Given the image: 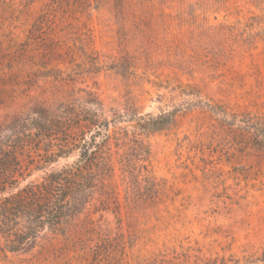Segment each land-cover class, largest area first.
Returning <instances> with one entry per match:
<instances>
[{"label":"rangeland","instance_id":"obj_1","mask_svg":"<svg viewBox=\"0 0 264 264\" xmlns=\"http://www.w3.org/2000/svg\"><path fill=\"white\" fill-rule=\"evenodd\" d=\"M91 101L130 138L135 117L171 123L139 133L145 162L111 142L117 200L96 192L22 251L0 237V264H264V150L243 123L264 125V0H0V135L21 114ZM30 145L23 164L43 159Z\"/></svg>","mask_w":264,"mask_h":264},{"label":"trees","instance_id":"obj_2","mask_svg":"<svg viewBox=\"0 0 264 264\" xmlns=\"http://www.w3.org/2000/svg\"><path fill=\"white\" fill-rule=\"evenodd\" d=\"M88 104L94 108L63 104L57 108L32 110L16 117L12 128L7 130L8 135H0V237L13 252L35 244L45 231L54 235L61 233L67 220L72 221L88 210L96 192L103 205L117 200L107 186L114 176L111 155L107 152L111 142L115 140L120 148L130 147L132 153L145 162L141 158L143 152H147L146 146L138 137L139 133L158 132L171 123L170 116L166 115L135 117L133 128L138 134L134 132L135 136L130 138V130L119 126L124 116L112 115L110 120L102 103L91 101ZM243 123L254 131L256 142L264 150V125ZM32 143L30 148L35 147L34 152L38 156L42 154L43 159L23 164L20 155ZM35 144H39L38 147ZM76 151L79 155L73 164L22 186L34 172L46 170L48 164L55 162L53 159L69 157ZM123 163L125 170L138 168L126 155ZM146 172L143 174L140 168L136 177L144 176L149 182V172ZM97 212L108 213L109 209L103 206ZM162 261L165 262L154 259L151 264ZM258 261H264V255ZM209 264L218 263L214 260Z\"/></svg>","mask_w":264,"mask_h":264}]
</instances>
